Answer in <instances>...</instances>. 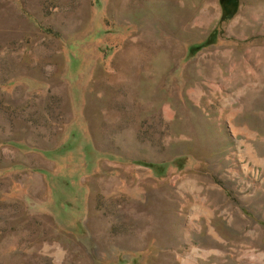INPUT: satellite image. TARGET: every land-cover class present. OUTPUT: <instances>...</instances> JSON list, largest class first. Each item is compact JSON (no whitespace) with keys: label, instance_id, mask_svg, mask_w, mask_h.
<instances>
[{"label":"rangeland","instance_id":"rangeland-1","mask_svg":"<svg viewBox=\"0 0 264 264\" xmlns=\"http://www.w3.org/2000/svg\"><path fill=\"white\" fill-rule=\"evenodd\" d=\"M0 264H264V0H0Z\"/></svg>","mask_w":264,"mask_h":264},{"label":"bare ground","instance_id":"bare-ground-1","mask_svg":"<svg viewBox=\"0 0 264 264\" xmlns=\"http://www.w3.org/2000/svg\"><path fill=\"white\" fill-rule=\"evenodd\" d=\"M175 20H176V21H175ZM175 20H174V23H175V24H176V23H180V24H182V20H181L180 18L176 17Z\"/></svg>","mask_w":264,"mask_h":264}]
</instances>
